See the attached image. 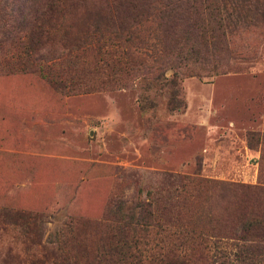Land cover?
Instances as JSON below:
<instances>
[{
    "label": "rangeland",
    "instance_id": "1",
    "mask_svg": "<svg viewBox=\"0 0 264 264\" xmlns=\"http://www.w3.org/2000/svg\"><path fill=\"white\" fill-rule=\"evenodd\" d=\"M43 1L0 5L4 19L12 8L27 19ZM85 19L103 20L81 11L64 16L76 25ZM228 40L254 54L245 71L182 78L166 71L129 88L64 94L38 73L0 68V207L42 214L43 240L68 217L97 225L112 198L122 212L150 200L163 220L187 175L206 180L201 205L214 216L264 211L263 197L238 186L264 188V32L238 26ZM13 233L0 242V262L13 257L6 243L11 252L23 249Z\"/></svg>",
    "mask_w": 264,
    "mask_h": 264
},
{
    "label": "trees",
    "instance_id": "2",
    "mask_svg": "<svg viewBox=\"0 0 264 264\" xmlns=\"http://www.w3.org/2000/svg\"><path fill=\"white\" fill-rule=\"evenodd\" d=\"M104 2L44 0L27 19L14 8L4 19L0 5V68L38 73L64 94L129 88L166 71L172 78L245 71L254 54L232 49L228 33L238 26L264 32V0ZM79 11L103 20H64ZM205 184L183 176L163 220L150 200L122 212L112 198L97 225L68 217L45 240L36 230L42 214L0 207V242L12 230L23 245L11 252L6 243L13 257L0 264H264V211L214 216L201 205ZM238 186L264 198L263 187Z\"/></svg>",
    "mask_w": 264,
    "mask_h": 264
}]
</instances>
